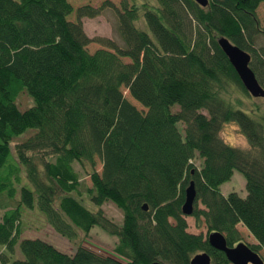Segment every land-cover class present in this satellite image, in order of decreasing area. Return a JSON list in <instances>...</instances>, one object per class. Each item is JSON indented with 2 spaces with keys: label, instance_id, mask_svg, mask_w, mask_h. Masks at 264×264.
<instances>
[{
  "label": "trees",
  "instance_id": "trees-1",
  "mask_svg": "<svg viewBox=\"0 0 264 264\" xmlns=\"http://www.w3.org/2000/svg\"><path fill=\"white\" fill-rule=\"evenodd\" d=\"M95 1L0 0V208L7 206L2 199L11 205L0 217V264H189L198 252L209 254L211 264H231L207 235L219 231L232 246L240 241L239 224L259 254L264 106L241 107L237 94L252 96L217 38L250 54L264 87V31L256 13L264 0H208L206 7L193 0H101L100 8ZM105 6L117 15L115 36L87 35L83 18L99 16ZM141 18L149 32L139 27ZM93 43L99 46L89 50ZM22 92L31 105L20 110L15 101ZM229 121L249 149L221 138ZM28 131L33 134L14 143L12 155L11 141ZM73 162L91 168L89 187ZM235 170L244 176V197L220 190ZM191 180V216L206 234L187 231L181 212ZM82 193L96 210L81 204ZM105 202L121 211L120 224L105 215ZM21 208H35L67 239L97 225L117 238L114 253L82 244L65 253L46 240L23 238Z\"/></svg>",
  "mask_w": 264,
  "mask_h": 264
},
{
  "label": "rangeland",
  "instance_id": "rangeland-1",
  "mask_svg": "<svg viewBox=\"0 0 264 264\" xmlns=\"http://www.w3.org/2000/svg\"><path fill=\"white\" fill-rule=\"evenodd\" d=\"M78 3L77 5H80L84 3L86 0H76ZM137 4L142 3H148L157 5L156 0H135ZM117 2V1H116ZM103 3L101 0H96L94 2L95 6L97 8H100L99 6ZM118 3V2H117ZM257 17L259 21V26L262 31H264V3H260V5L257 8ZM99 16L93 17V18H83L82 24L84 27V31L87 35H90L91 37L95 35H104L105 36H115L114 28L113 26L117 22V15L115 12V9L111 6H105L102 7ZM72 18V17H71ZM141 25L139 26L141 29L149 32L147 26L145 25V22L142 21V18L138 21ZM137 25V23H136ZM143 25V26H142ZM93 35V36H92ZM260 41V38L258 39ZM264 39L261 41L263 42ZM259 42V43H261ZM258 43V42H256ZM99 45L96 43L89 45V50H94ZM124 90L125 97H129V93L126 89ZM237 96L240 98L241 101V107L245 110L253 109V105L255 102H257L259 105L264 106V98H252L247 97L242 92H239ZM134 102V101H133ZM16 106L18 109H25L31 105L30 98L24 93H20L16 98ZM138 107L142 108L140 105H137ZM173 110H177V105L172 107ZM179 127L183 128L184 126L182 124H179ZM32 131H28L23 133L19 138L13 139L10 143L11 146V153L14 155V148L13 144L17 141L20 142L26 137H29L32 135ZM220 136L221 138L230 146L239 148V149H249V144L247 141L246 136L240 131L238 125L235 122L229 121L225 122L221 129H220ZM202 158L196 157L193 160V163L195 167L200 168L202 165ZM73 169L78 173V180L81 182L83 187H89L90 181L88 178V173L90 172L91 168L88 164L85 162H82V165H80L78 162L72 163ZM95 170L100 172L101 170V163L97 159ZM23 183V177L20 175V184ZM19 185H15L16 190H18ZM220 190L224 195H227L228 193L234 191L237 192L240 196L244 197L246 195L245 190V179L244 176L239 171H234L231 178L220 185ZM82 193L81 197L79 198L81 204L89 209V210H96L97 206L91 203ZM2 201L7 205L6 208H0V217L2 213L7 210L11 205L10 202L5 201L2 199ZM102 210L104 211L105 215L111 218L116 223H121L122 219V213L121 211L111 202H105L101 205ZM186 222H187V231L191 233H203L206 234V228L203 224H201L199 227H196L195 224V218L191 215L185 216ZM238 233L240 240L249 244H257V241H255L250 233L247 231V229L242 225H237ZM19 230H20V236L23 238H40L43 240H46L50 243H52L57 249L60 251H63L65 253H71L75 247L78 244H82L84 246H87L93 250L101 251L103 253H114V246L116 245L117 238L115 236L107 234L104 230H102L99 226H93L90 228L89 232L87 234H82L81 232H76L75 237L71 239H67L65 237L60 236L57 234L52 228L46 223L43 216L38 213L35 208L32 209H20V222H19ZM259 255L264 260V248L259 249ZM14 256H18L17 247L14 246Z\"/></svg>",
  "mask_w": 264,
  "mask_h": 264
},
{
  "label": "water",
  "instance_id": "water-1",
  "mask_svg": "<svg viewBox=\"0 0 264 264\" xmlns=\"http://www.w3.org/2000/svg\"><path fill=\"white\" fill-rule=\"evenodd\" d=\"M194 1L204 7L209 3L208 0ZM217 43L237 72L244 89L252 97H264V87L259 83L250 67V54L231 43L225 37L219 38ZM195 199L196 190L194 182L191 180L184 190V201L181 205V212L183 215L189 216L192 214ZM142 207L144 210H147L146 204ZM207 240L211 247L222 251L231 264H264L260 255L253 251L249 245L243 241H239L230 246L227 244L224 234L219 231L208 233ZM151 264L163 263L155 261ZM189 264H211V258L206 252H198L191 258Z\"/></svg>",
  "mask_w": 264,
  "mask_h": 264
},
{
  "label": "bare ground",
  "instance_id": "bare-ground-1",
  "mask_svg": "<svg viewBox=\"0 0 264 264\" xmlns=\"http://www.w3.org/2000/svg\"><path fill=\"white\" fill-rule=\"evenodd\" d=\"M194 1V0H193ZM195 2V1H194ZM197 3V2H196ZM198 4V3H197ZM199 5V4H198ZM199 6H201V5H199ZM201 7H204V6H201ZM221 37H225V36H220V37H218L217 38V41H218V39L219 38H221ZM225 38H227V37H225ZM228 39V38H227ZM229 40V39H228ZM222 50V49H221ZM243 50V49H242ZM227 57V56H226ZM231 64V63H230ZM233 67V66H232ZM234 69V68H233ZM235 70V69H234ZM252 70V69H251ZM236 72V71H235ZM254 73V72H253ZM236 74H237V72H236ZM237 76H238V74H237ZM238 78H239V76H238ZM239 80H240V78H239ZM241 81V80H240ZM242 83V82H241ZM243 85V84H242ZM255 98H258V97H255ZM259 98H264V97H259Z\"/></svg>",
  "mask_w": 264,
  "mask_h": 264
},
{
  "label": "crops",
  "instance_id": "crops-1",
  "mask_svg": "<svg viewBox=\"0 0 264 264\" xmlns=\"http://www.w3.org/2000/svg\"><path fill=\"white\" fill-rule=\"evenodd\" d=\"M104 35H107V34H104Z\"/></svg>",
  "mask_w": 264,
  "mask_h": 264
},
{
  "label": "flooded vegetation",
  "instance_id": "flooded-vegetation-1",
  "mask_svg": "<svg viewBox=\"0 0 264 264\" xmlns=\"http://www.w3.org/2000/svg\"><path fill=\"white\" fill-rule=\"evenodd\" d=\"M241 241V240H240ZM264 261V260H263Z\"/></svg>",
  "mask_w": 264,
  "mask_h": 264
}]
</instances>
